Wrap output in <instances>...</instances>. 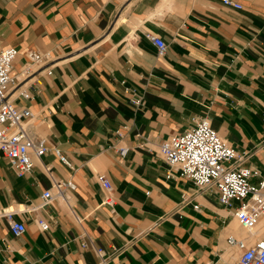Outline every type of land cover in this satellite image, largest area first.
<instances>
[{
	"label": "crops",
	"instance_id": "crops-1",
	"mask_svg": "<svg viewBox=\"0 0 264 264\" xmlns=\"http://www.w3.org/2000/svg\"><path fill=\"white\" fill-rule=\"evenodd\" d=\"M231 1L242 8L222 0H0V45L19 53L9 100L31 111L48 149L22 176L0 153V207L26 227L14 237L0 219V264H99L95 249L119 264H235L241 251L229 237L248 246L264 239V216L246 231L236 202L226 208L213 187L167 178L159 154L162 141L205 118L258 172L249 182L264 179V0ZM148 35L165 43L163 54ZM27 51L50 61L23 75ZM98 174L111 182L113 209L103 205ZM56 180L76 188L58 198ZM45 191L53 199L42 205Z\"/></svg>",
	"mask_w": 264,
	"mask_h": 264
},
{
	"label": "built area",
	"instance_id": "built-area-1",
	"mask_svg": "<svg viewBox=\"0 0 264 264\" xmlns=\"http://www.w3.org/2000/svg\"><path fill=\"white\" fill-rule=\"evenodd\" d=\"M222 3L233 9L242 8L231 0H222ZM147 37L157 47L158 53L163 54L166 50L165 43L154 35ZM18 55L15 48L0 45V153L15 169L17 175L22 176L32 170L34 159H40L48 149L44 139L37 135L33 127L31 111L9 100V93L14 85L10 71ZM25 57L27 68L23 75L30 73L35 67H43L50 61L49 55L34 51H27ZM47 74H50V71H47ZM20 95L25 99L30 98L27 90L21 91ZM141 103L140 99L134 101L135 105ZM54 154L61 163L70 166L60 150L54 149ZM159 154L168 165L167 178L178 173L179 177L190 180L198 190L213 187L224 207L231 208L237 203L234 216L243 229L252 232L257 227L264 216V179L257 185L249 182L258 172L242 165L244 157L237 155L234 148L217 134L207 119H200L194 128L162 141ZM46 171L50 173L49 168H46ZM96 179L104 191L103 205L113 209L116 197L111 182L105 174H98ZM53 184L55 196L62 199L65 189L76 188L72 181L56 180ZM52 199L51 192L45 191L42 195V205ZM15 213L0 207V219H6L13 236L19 237L25 233L26 227L24 223L14 220ZM38 226L41 231L48 230V224L42 220H38ZM227 244L241 251L235 264H264V239L248 246L243 240L229 237ZM95 252L100 259L99 264H119L109 261L103 250L95 249Z\"/></svg>",
	"mask_w": 264,
	"mask_h": 264
}]
</instances>
